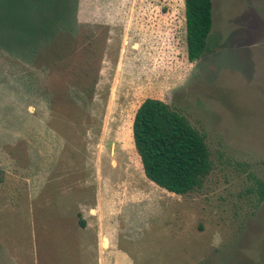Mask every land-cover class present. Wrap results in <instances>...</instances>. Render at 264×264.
Wrapping results in <instances>:
<instances>
[{
	"label": "rangeland",
	"instance_id": "1",
	"mask_svg": "<svg viewBox=\"0 0 264 264\" xmlns=\"http://www.w3.org/2000/svg\"><path fill=\"white\" fill-rule=\"evenodd\" d=\"M212 3L190 62L184 0H0V264H92L71 213L96 192L136 264H264V0ZM146 97L205 134L199 190L145 177L131 125Z\"/></svg>",
	"mask_w": 264,
	"mask_h": 264
},
{
	"label": "trees",
	"instance_id": "2",
	"mask_svg": "<svg viewBox=\"0 0 264 264\" xmlns=\"http://www.w3.org/2000/svg\"><path fill=\"white\" fill-rule=\"evenodd\" d=\"M184 18L186 56L191 62L207 49L213 25L212 0H184ZM43 19L46 23L45 16ZM41 32L45 41V34ZM131 131L147 179L178 195L203 186L213 166L205 134L183 114L161 99L146 97L135 110ZM257 183L256 205L264 199V183L260 180Z\"/></svg>",
	"mask_w": 264,
	"mask_h": 264
},
{
	"label": "crops",
	"instance_id": "3",
	"mask_svg": "<svg viewBox=\"0 0 264 264\" xmlns=\"http://www.w3.org/2000/svg\"><path fill=\"white\" fill-rule=\"evenodd\" d=\"M94 200H96L95 204L93 203ZM100 200H102V195L96 192L91 197L90 205L87 201L82 200V202L77 203L76 208L71 213L73 219V214L81 213V218H78L75 229L77 232L89 233L88 236L92 239L90 243L85 244L90 250L96 251L92 256V264H136L127 253L116 247L114 235L110 231L113 227L114 207L109 204L108 200L106 205L100 203ZM108 222L111 224L110 228L104 226ZM103 239L107 240L106 246H103Z\"/></svg>",
	"mask_w": 264,
	"mask_h": 264
},
{
	"label": "clouds",
	"instance_id": "4",
	"mask_svg": "<svg viewBox=\"0 0 264 264\" xmlns=\"http://www.w3.org/2000/svg\"><path fill=\"white\" fill-rule=\"evenodd\" d=\"M212 243L213 246H219V244L222 243V238L220 237L219 233L214 234Z\"/></svg>",
	"mask_w": 264,
	"mask_h": 264
}]
</instances>
